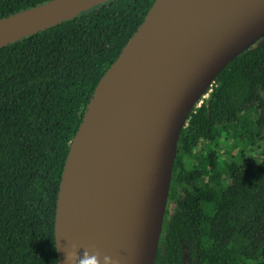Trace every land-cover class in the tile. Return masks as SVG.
<instances>
[{
	"label": "trees",
	"instance_id": "trees-1",
	"mask_svg": "<svg viewBox=\"0 0 264 264\" xmlns=\"http://www.w3.org/2000/svg\"><path fill=\"white\" fill-rule=\"evenodd\" d=\"M54 1L0 0V22ZM156 2L110 0L0 47V264L59 263L56 217L71 144ZM261 142L264 38L189 116L169 196L177 209L155 264H264V160L248 158Z\"/></svg>",
	"mask_w": 264,
	"mask_h": 264
},
{
	"label": "water",
	"instance_id": "water-1",
	"mask_svg": "<svg viewBox=\"0 0 264 264\" xmlns=\"http://www.w3.org/2000/svg\"><path fill=\"white\" fill-rule=\"evenodd\" d=\"M66 1L57 0L0 22V36L60 8L87 2ZM108 1L97 0L70 18L0 47ZM158 2L101 80L71 144L56 217L58 264H79L92 256L99 257L97 264H104V257L110 258V264L156 263L178 145L189 116L228 65L264 38V0H177L166 14L153 48L145 52L146 75L134 80L144 88L143 105L135 111L137 129L123 132L121 160L104 204L95 186L93 157L101 91L119 83L127 60L141 56L138 45ZM109 107L116 109L114 104ZM72 166L78 173L69 184ZM74 250L77 258L69 261L68 253Z\"/></svg>",
	"mask_w": 264,
	"mask_h": 264
},
{
	"label": "bare ground",
	"instance_id": "bare-ground-1",
	"mask_svg": "<svg viewBox=\"0 0 264 264\" xmlns=\"http://www.w3.org/2000/svg\"><path fill=\"white\" fill-rule=\"evenodd\" d=\"M96 1L87 0V2L82 4L70 5L68 8H60L48 13L43 19L37 22L1 35L0 45L38 29L52 26L65 18H70L74 16L75 11L79 8L86 7ZM68 2L67 0L66 3ZM176 2L177 0H159L155 13L147 28V34L141 38L140 44L138 45L141 56L127 60L124 63V71L120 76L119 83L109 89L106 86L101 91L100 103L98 105L99 123L93 138V157L97 172L95 186L98 187L104 204L108 202L110 197L109 190L111 184L114 182V177L116 176V171L121 160L120 149L122 143L125 141L123 132L125 130L137 129L138 120L135 111L143 105L144 88L140 83H135L134 80L146 75L144 68L146 64L144 59L145 52L153 48L152 43L155 41V36L159 32L167 12ZM111 104L116 105V109L111 110L109 107ZM76 173H78V170L72 166L71 171L69 170V184L75 182ZM78 204L84 207L83 203L79 201Z\"/></svg>",
	"mask_w": 264,
	"mask_h": 264
},
{
	"label": "rangeland",
	"instance_id": "rangeland-1",
	"mask_svg": "<svg viewBox=\"0 0 264 264\" xmlns=\"http://www.w3.org/2000/svg\"><path fill=\"white\" fill-rule=\"evenodd\" d=\"M208 99H209V97L204 98L203 103L206 102ZM249 115L251 116V118L253 120L257 119L258 113H257L256 108H253ZM248 158L251 159L255 164H257V165L260 164L261 161L264 160V143L261 142L259 147L255 148L252 152H250L248 154ZM192 162H193L192 160L191 161L187 160V165H192ZM238 162L241 163L242 160L239 159ZM175 209H176V202H174V201L169 202L167 216H171L172 214H174Z\"/></svg>",
	"mask_w": 264,
	"mask_h": 264
},
{
	"label": "clouds",
	"instance_id": "clouds-1",
	"mask_svg": "<svg viewBox=\"0 0 264 264\" xmlns=\"http://www.w3.org/2000/svg\"><path fill=\"white\" fill-rule=\"evenodd\" d=\"M88 254L85 253V257H87ZM77 258V253L76 251H72L70 253H68L67 259L69 261L71 260H75ZM97 260H99L98 256H92L90 259H82L80 260L79 264H97ZM110 258L108 257H104V264H110Z\"/></svg>",
	"mask_w": 264,
	"mask_h": 264
},
{
	"label": "built area",
	"instance_id": "built-area-1",
	"mask_svg": "<svg viewBox=\"0 0 264 264\" xmlns=\"http://www.w3.org/2000/svg\"><path fill=\"white\" fill-rule=\"evenodd\" d=\"M215 84V83H214ZM213 84V85H214ZM213 87V86H212ZM212 92V88L208 91V93L202 98V100L199 102L198 106L197 107H200L203 103V99L206 98V97H210V94Z\"/></svg>",
	"mask_w": 264,
	"mask_h": 264
},
{
	"label": "flooded vegetation",
	"instance_id": "flooded-vegetation-1",
	"mask_svg": "<svg viewBox=\"0 0 264 264\" xmlns=\"http://www.w3.org/2000/svg\"><path fill=\"white\" fill-rule=\"evenodd\" d=\"M169 204V203H168ZM176 209H177V205H176ZM176 209H175V211H176ZM167 211H168V209H167ZM173 215V214H172ZM171 215V216H172ZM169 216H167V213H166V218H168ZM166 218H165V220H166Z\"/></svg>",
	"mask_w": 264,
	"mask_h": 264
}]
</instances>
